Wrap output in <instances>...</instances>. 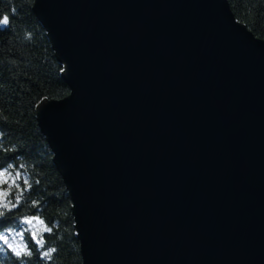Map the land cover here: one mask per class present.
I'll return each mask as SVG.
<instances>
[{"label": "water", "instance_id": "water-1", "mask_svg": "<svg viewBox=\"0 0 264 264\" xmlns=\"http://www.w3.org/2000/svg\"><path fill=\"white\" fill-rule=\"evenodd\" d=\"M70 93L37 120L83 264H264V38L229 0H35Z\"/></svg>", "mask_w": 264, "mask_h": 264}, {"label": "trees", "instance_id": "trees-1", "mask_svg": "<svg viewBox=\"0 0 264 264\" xmlns=\"http://www.w3.org/2000/svg\"><path fill=\"white\" fill-rule=\"evenodd\" d=\"M34 1L0 0V18H8V25L0 28V132L4 133L5 149L15 148V151L0 150V168L10 161L15 162L17 156L25 158L35 179L24 195L40 201V206L31 209L30 214L35 216L39 213L49 226L57 219L61 223V228L54 229L52 236L45 234V239L50 243L54 241L58 248L55 264H83L70 193L36 113L43 100L61 99L70 93V88L63 78L65 67L56 55L46 28L33 10ZM229 2L236 17L256 36L264 38V0ZM25 30L32 39L22 43ZM2 179L6 180L7 176ZM35 180L40 183L36 184ZM17 182L23 189V180ZM24 210L22 204L0 221V227L8 223H14L18 229L23 227L17 217ZM61 231L64 239L56 240ZM25 239L35 253L28 233H25ZM30 264H40L38 254Z\"/></svg>", "mask_w": 264, "mask_h": 264}, {"label": "clouds", "instance_id": "clouds-1", "mask_svg": "<svg viewBox=\"0 0 264 264\" xmlns=\"http://www.w3.org/2000/svg\"><path fill=\"white\" fill-rule=\"evenodd\" d=\"M13 11H15L13 9ZM8 25V18H0V28ZM31 34L25 30L22 36V43L31 41ZM4 133L0 132V150H12L15 148L5 149ZM18 162V167H17ZM23 170V171H21ZM7 176V179H2ZM31 166L25 161L23 156H17L15 162H8L0 168V221L8 217L9 214L22 204L25 210L22 215L18 216L20 224L23 227L19 229L14 223H8L0 227V264H30L35 254L39 255L40 264H55V256L58 252L55 242H49L45 239V234L52 236L54 229H60V220H54L49 226L40 214L35 216L30 214V210L40 206L39 199L25 197V193L32 187L34 180ZM23 180L24 188L21 189L17 181ZM39 184V180H35ZM7 184V187L4 185ZM25 233H28L34 243L36 252L29 247L25 239ZM63 231L56 235V240H63Z\"/></svg>", "mask_w": 264, "mask_h": 264}]
</instances>
